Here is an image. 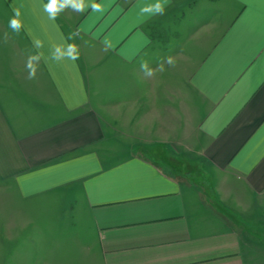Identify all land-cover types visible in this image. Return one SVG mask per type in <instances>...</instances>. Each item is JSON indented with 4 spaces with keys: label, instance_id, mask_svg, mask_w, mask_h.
<instances>
[{
    "label": "crops",
    "instance_id": "0c3cea01",
    "mask_svg": "<svg viewBox=\"0 0 264 264\" xmlns=\"http://www.w3.org/2000/svg\"><path fill=\"white\" fill-rule=\"evenodd\" d=\"M0 190V264H264V0H0Z\"/></svg>",
    "mask_w": 264,
    "mask_h": 264
},
{
    "label": "rangeland",
    "instance_id": "374dc122",
    "mask_svg": "<svg viewBox=\"0 0 264 264\" xmlns=\"http://www.w3.org/2000/svg\"><path fill=\"white\" fill-rule=\"evenodd\" d=\"M131 107H129L128 109H130ZM132 109V108H131ZM113 111L114 112V115L116 116V114L118 113L119 111V108L117 106H115L113 108ZM132 111V110H131ZM154 157L161 163V165H163L165 168H170V166L167 165V160L168 157H166V155L164 153H155L154 154ZM194 175V174H193ZM196 175V178H197V174ZM6 194H10V193H6V191H3V190H0V197H4ZM8 205H11V204H7L5 201L4 202H0V211H5L7 206Z\"/></svg>",
    "mask_w": 264,
    "mask_h": 264
}]
</instances>
